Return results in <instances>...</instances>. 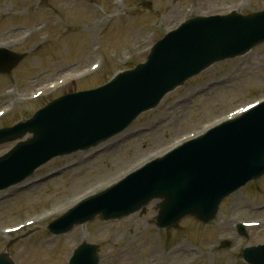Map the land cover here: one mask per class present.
I'll list each match as a JSON object with an SVG mask.
<instances>
[{
	"label": "rangeland",
	"instance_id": "rangeland-1",
	"mask_svg": "<svg viewBox=\"0 0 264 264\" xmlns=\"http://www.w3.org/2000/svg\"><path fill=\"white\" fill-rule=\"evenodd\" d=\"M261 10L264 0H0V43L28 54L12 77L0 76V112L6 113L0 128L31 117L67 92L98 87L145 62L150 48L189 18ZM93 64L100 68L91 71ZM40 90L44 95L31 103ZM263 98L264 44L207 69L109 142L52 160L33 178L37 184L1 192L0 253L9 252L16 264H68L87 240L100 246L101 264H246L241 249L264 244V207L255 210L264 205V179L226 200L219 220L208 227L189 220L160 231L154 228L156 203L120 222L98 219L63 238L49 236L46 226L81 197L101 192L143 162ZM10 147L1 146L0 156ZM44 177L49 180L41 182ZM34 220L19 233H5ZM237 221L262 227L238 239L230 229ZM226 239L232 245L223 249L220 242ZM180 242L197 255L171 253Z\"/></svg>",
	"mask_w": 264,
	"mask_h": 264
},
{
	"label": "water",
	"instance_id": "water-1",
	"mask_svg": "<svg viewBox=\"0 0 264 264\" xmlns=\"http://www.w3.org/2000/svg\"><path fill=\"white\" fill-rule=\"evenodd\" d=\"M264 42V11L249 16L197 17L169 33L152 49L146 64L119 75L98 90L66 95L30 121L0 131V144L19 143L0 158V190L16 185L56 156L99 145L127 128L142 112L215 62L242 56ZM8 58V59H5ZM22 56L0 51V71L10 73ZM264 175V102L239 119L193 140L103 193L82 201L50 224L53 234L100 216L127 217L154 199L157 225L170 227L191 215L205 223L216 217L230 192ZM245 258L264 264V247ZM97 247L83 243L70 264H99ZM0 264H13L8 255Z\"/></svg>",
	"mask_w": 264,
	"mask_h": 264
},
{
	"label": "bare ground",
	"instance_id": "bare-ground-1",
	"mask_svg": "<svg viewBox=\"0 0 264 264\" xmlns=\"http://www.w3.org/2000/svg\"><path fill=\"white\" fill-rule=\"evenodd\" d=\"M245 107H247V106H245ZM233 116H235V114Z\"/></svg>",
	"mask_w": 264,
	"mask_h": 264
}]
</instances>
